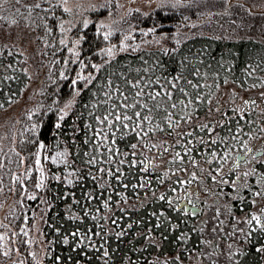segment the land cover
Wrapping results in <instances>:
<instances>
[{
  "label": "trees",
  "instance_id": "obj_1",
  "mask_svg": "<svg viewBox=\"0 0 264 264\" xmlns=\"http://www.w3.org/2000/svg\"><path fill=\"white\" fill-rule=\"evenodd\" d=\"M68 1L51 0L49 4L47 0H0V65L4 66L0 68V113L25 95L30 82V65L41 74V91L34 104L27 106L15 121L4 122L0 126V213L5 207L7 209L0 219V234L6 233L12 243L9 250L0 240V264H56L57 256L61 258V264H195L193 261L200 259H205L206 264H264V255L255 250L264 245V236L258 231L260 227L255 220L248 223L253 211L250 189L238 196L235 190L224 185L221 193V187L209 177L210 171L216 175L219 161L207 163L211 157L205 146L198 143L200 137L210 142L217 133L227 137L224 144L210 145L218 156L228 152L229 146L235 144L223 165L224 171L228 172L232 160L243 148L240 143L232 141L225 129L235 128V121L240 119L242 110L244 121H241V127L246 133L241 134L243 140L251 149H264V13L251 12L240 0H233L232 3L229 0H179V3L174 0L175 7L161 8L148 15L132 14L142 27L156 28L161 45L121 53L103 64L95 73L96 79L80 96L75 97L69 110L65 105L75 95L70 88L71 81L75 79L73 70H80L81 60L89 63L88 58L100 59V49L105 40L95 13L87 27L81 25L76 32L87 39L80 44L78 61H73L69 51L72 40L67 46L60 44L63 34L59 23L65 19L64 9ZM34 2H40L43 8L49 9L47 16L32 8ZM53 5H58L54 13L51 10ZM38 14L44 17L43 23L37 19ZM44 24L52 28L51 33L47 32ZM179 29L191 35L182 37ZM7 36L29 39L28 43L33 44L29 56L20 53L18 46L9 44ZM9 64L10 68L7 67ZM61 73L67 79H62ZM176 77L180 79L176 80ZM184 77L198 83L200 88L192 89L186 85ZM157 79L173 92V99L176 90L167 85V81L175 82L177 87L184 86L189 96L199 90L204 100H211V103L205 105L194 101L195 112L191 122L181 121L175 131L168 129L165 122L159 119L162 110L159 115H154V123H159L163 131L150 132L144 141L163 147L151 150L139 142L135 133H131V126L122 129L114 122L116 135L114 137L109 133V145L112 146L111 140L116 139L114 147L128 155H114L112 164L86 165L84 161L88 157L85 152H92L93 155L105 152L104 148L95 147L94 141L99 137L92 134L107 127L106 124L100 125L96 117L103 119L110 105L123 103L121 93L115 91L116 86L129 97L130 102L136 91L131 88L132 83L143 86L151 80L153 83L145 91H159L160 85L155 83ZM109 80L112 81L111 99L105 95L109 92ZM125 80L130 83L126 85ZM82 84L78 82L76 88H81ZM227 87L246 95L249 103L244 102L239 110L233 111L235 101L231 96L224 95ZM180 98L185 99L183 95ZM148 103L151 105L152 102ZM85 104L88 107H84ZM60 109L68 111L63 121L58 120ZM127 111L131 115L135 109ZM171 111L174 119H179L175 115L178 109ZM54 122L61 123L59 130L52 127ZM220 122H223V127ZM201 123L215 126V131H200ZM88 124L92 125L90 131L84 127ZM33 125L38 126L39 135L32 131ZM77 127L80 131L73 135V129ZM86 131L92 137L87 144L82 139ZM122 132L130 134L121 137ZM188 132L193 135H184ZM37 139L46 144L49 156L57 151L67 150L70 153L68 160L71 167H56L50 162L45 164L48 179L44 190L35 187L39 174L32 158L37 145L31 141ZM178 140L180 143H177ZM189 141L192 158L185 157L183 163H172L176 152L185 156L181 144H188ZM133 143L137 144L134 157L130 148ZM164 148L168 151L165 152ZM76 153H79V158ZM21 158L23 165L17 163ZM145 158L152 164L147 173L141 171L143 165L140 162H147ZM99 159L104 161L103 156ZM121 159L125 160L122 165L118 163ZM129 161H133L134 166H130ZM156 161L160 164H155ZM41 162L45 163L43 155ZM116 167L122 170L120 180L97 172L98 168ZM77 169L76 175L70 177L73 184L69 185L64 177ZM28 171H31L30 178L25 176ZM89 171L99 178L93 180ZM53 173L60 175L61 180L51 179ZM193 174L195 179H192ZM17 176L23 180L27 192L22 191L19 182H14ZM141 177L151 181L150 185L132 188L131 185L141 183ZM226 178L231 179V175ZM178 180L192 182L181 185ZM240 183L237 182V185ZM101 184L105 186L101 188ZM124 184L130 186L125 188ZM172 187L175 192L169 191ZM192 187L202 202V212L197 216L174 210L175 201L170 208L166 201L158 200L161 194L180 197L186 188L192 192ZM89 192L92 193L91 199L87 197ZM33 193L36 200L27 199ZM108 196L111 199L107 201L109 208L106 209L103 205ZM211 210H214L212 215ZM37 220L41 221L40 234L45 244L42 262L39 261L36 245H32V236L28 233L24 235ZM129 224L131 227H128ZM158 224L160 227H157ZM176 224L179 228L172 227ZM77 231L82 235L87 233L90 241H81L71 235ZM121 232L124 235L119 236ZM181 235L187 239L181 240ZM65 238L68 244L63 243ZM77 244L86 247L77 248ZM5 252L8 255H4ZM17 253L18 258L14 260ZM67 257L71 259H65Z\"/></svg>",
  "mask_w": 264,
  "mask_h": 264
},
{
  "label": "snow or ice",
  "instance_id": "obj_2",
  "mask_svg": "<svg viewBox=\"0 0 264 264\" xmlns=\"http://www.w3.org/2000/svg\"><path fill=\"white\" fill-rule=\"evenodd\" d=\"M17 2H19V0H17ZM47 2L50 4L51 0H47ZM177 2L179 3V0H177ZM55 7H58V5H53L52 6V11L54 13ZM32 8L36 9V10H40L42 12L45 13V16H47V13L49 11V9L43 8L42 4L40 2H34L32 4ZM31 11V9H30ZM65 12L70 11L69 9L65 8L64 9ZM37 19L41 20V22L43 23L44 17H40L39 14L37 16ZM14 23V21H13ZM44 27L47 28V32L51 33L52 32V28L48 27L46 24L43 25ZM83 27H87V21L84 22ZM101 28L106 27L104 24L100 25ZM59 29L61 33L66 32L67 30L64 28L63 23H59ZM154 31V29L152 30ZM100 33H98L99 35ZM147 34V33H145ZM111 36L110 32L107 33H103V38L104 40H108L109 37ZM129 37H125V39H128ZM87 38L85 36L79 35L78 34V38H76L74 40V43L76 45H80L84 40H86ZM60 44L61 45H65L67 46V42L65 39H61L60 40ZM126 47V46H125ZM124 49L122 48L121 51H123ZM70 52H72V54L74 56H76L77 58L80 56V53L78 51H75V49H69ZM105 54L109 57H114L115 53L113 51V48H107L104 50ZM89 59V64L91 66V68L95 69L97 72L100 71V68L102 67V65H97V64H91L90 63V58ZM89 64H85L82 60L80 61V71L76 74V78L73 79L71 81L70 84V88L74 91V96L73 99L70 100L66 105L65 108L66 109H71L74 102H75V97H78L81 95L82 91L84 89L88 88V85H90L92 83L93 80L96 79L95 76L92 75V73H89L88 75H84V69L89 67ZM3 65H0V68H3ZM7 67H11V64H9ZM197 75H200V73H197ZM61 78L62 79H67V77L64 76L63 73H61ZM176 80H179L180 77H176ZM185 79V83L186 85L191 86L192 89H199L200 85L198 83H193L192 80H188L186 77H184ZM78 82H83L82 87L81 88H76V85ZM128 83H130L129 81L125 80V84L127 85ZM153 82L151 80L146 81L143 86L140 83H132L131 84V88L136 89L135 93L132 94V98L131 101L129 102V97L127 95H124L122 90L120 89L119 86H116L115 91L120 92L121 93V97L123 100L122 104H112L109 106V109L107 111V114L104 115L103 119H101L99 116L96 117V120L98 121V123L100 125H107L106 128H101L99 129L97 132H95L94 134H92L95 137H99V139L95 140V147L97 149L99 148H104L105 152L104 153H99L97 152L96 155H93L92 152H85L84 155L86 157H88V159L85 162L86 165H96L98 163L101 162H105L108 164H112L113 163V156L116 154H120L122 156H127L128 153L127 152H121L119 149L115 148L114 146L116 145V139L111 140V145H109L108 142V135L109 133H111L114 137L116 135V133L113 131V127H114V122H116V127L118 128H122V129H129V127L131 126V133H135V136L137 138H139V142L141 144H143L144 147L148 148L149 150H151L152 148H156V147H163V145H154V144H149V143H145L144 138L148 137L150 132H155L157 130L159 131H163V129L160 127L159 123H154V115H159L161 110L163 112L162 115H159V119L163 122H165L166 127L172 131H175V129L180 127V123L181 121H184L185 123H190L192 120V116L195 112V107H194V101H201L203 102L205 105L210 104L211 100H204V97L201 96L200 91L197 90L194 95L189 96V93L185 91L184 86H180L177 87V84L173 81H167V85H170V87L172 89L176 90V97L175 99H173V92L168 90L166 88L165 85H161L160 84V80L157 79L155 81V83L157 85H160V89L159 91H145L146 88H149V86L152 84ZM107 86L109 87V92H106L105 95L109 97V99H111V96L109 95V93L112 91V81L109 80L107 81ZM218 87V86H217ZM2 90V89H0ZM183 95L185 97V99H181L180 96ZM146 97L147 99L144 100L143 98ZM148 101H151V105L148 103ZM245 103H249L248 101H245ZM0 107H2V105H0ZM84 107H88L87 104L84 105ZM93 107H95V105H93ZM135 109V111H132V114L129 115L127 110H132ZM178 109V111L175 113L176 116L179 117V119H174V114L171 110H176ZM60 115L58 117L59 121H63L65 119V117L68 115V111L64 110V109H60ZM217 111H219V109H217ZM233 111H237L236 109H233ZM241 111V115H240V119L235 121V128L232 130L229 129H225V131L228 133L229 136H231L232 141H235L237 143H240L243 151L240 152V154L236 157V164L234 165V168L239 167V165L241 163L248 165V164H252L253 167L250 168L249 171H246L243 173V177L245 180H247V178L249 176H253L256 177L255 179V183L256 184H262L264 185V171H261V169H264V149H261L260 151H258L257 153H255L254 155H251L250 158V154L252 153V149L248 146L247 141H244L242 138V135H246V133H243V128L241 127V121H244V116L242 114V110ZM245 123H247V121H245ZM221 127H223V122H220ZM54 129L59 130L61 128V123L59 122H54L53 126ZM85 129L87 130H91L92 129V125L88 124L84 126ZM199 129L200 131H204L205 129H208L209 132L215 131V126L209 127L208 124H203L201 123L199 125ZM32 131L37 133V135L40 134L39 132V128L37 125H33ZM80 131V129L74 128L73 129V135H75V133H78ZM89 131H86L84 136L82 137L83 142L85 144L89 143L92 141V137L89 135ZM130 133L127 132H122L121 133V137L125 136V135H129ZM184 135L187 136H192L193 133L192 132H188L185 133ZM254 137H250V139H253ZM227 137L225 136H220L219 133H217L216 138L211 139V141H206L204 140L202 137H200L198 139V143L201 145L205 146V151L207 152V154L211 157V159L207 160V163L211 164L213 162V160H218V166L215 169L216 175H212L211 171L209 172V177L210 179L215 182L217 185H219L221 187V193H223V186L224 185H228L230 188L236 189L237 191H239V189L237 188V182H239L241 180V176L240 175H235L234 174V168H230L228 170V172L224 171V167L223 165L227 162L228 158H229V154L231 151V148L235 147V144L230 145L229 146V151L228 152H223L220 153L218 156V153L216 151H212L210 148V145H216L218 142L220 144H224L226 142ZM32 143H35L37 145V151L34 153L33 158H32V162L35 165V170L38 172L39 174V178L38 180L35 182V187L37 189L40 190H44L45 188V181L48 179L46 172H45V164L46 163H51L52 165L59 167L61 165H63L65 168L71 167V162L68 160V156L70 155V153L65 150V151H57L55 153V155L49 156L47 154V146L46 144L42 141V140H34L31 141ZM177 143H180V141L178 140ZM191 142L189 141L188 144H181V147L184 149L185 152V156H181L180 152H176L173 156V160L172 163H175L177 161H180L181 163L184 162L185 157L191 159L192 158V147L190 146ZM130 148L133 150L132 155L133 157L135 156V150L137 148V144L133 143L130 145ZM165 152L168 151L167 148L163 149ZM19 155V154H17ZM43 155V160L45 163L41 162V156ZM77 158H79V153L75 154ZM100 156L104 157V161H101L99 159ZM147 160V162H145V160H142L140 163L143 165L141 171L147 173L149 171V168L152 167L151 164V160L145 158ZM19 165H23L24 164V160L21 158L20 160H18L17 162ZM119 164H124L125 160L121 159L119 162ZM130 166H134V162L133 161H129ZM79 169H77L76 171H72V172H68L67 176L64 177V179L67 181V183L69 185L73 184V180L70 179V177L75 176L76 172H78ZM201 171H204L203 169H201ZM98 173H105V175H107L108 177L111 178H115L116 180H120L122 178V170L119 167H116L115 169L112 168H98L97 169ZM93 180H97L99 177L96 175H93L91 173V171H89L88 173ZM231 175V179L226 178L229 177ZM25 176L30 178L31 177V171H28L25 173ZM164 176L167 177L168 173L165 172ZM51 179L56 180V181H60L61 180V176L60 175H56L55 173H53ZM141 179V183L139 185H131L132 188H136L137 186L143 188L147 185H150L151 181L149 180H144L143 177L140 178ZM192 179H195V174H193ZM14 182H19L22 185V191L27 192V189L23 187V180L21 179V177L17 176L14 178ZM162 182V181H161ZM192 182V180H188V181H183V180H178L177 183L181 184V185H185V184H190ZM105 185L101 184L100 187L103 188ZM130 185L128 184H124L123 187L128 188ZM243 187H248L247 184L242 185ZM169 191L171 192H175L176 189L174 187L170 188ZM155 194V193H153ZM261 192H256L255 195L259 196L261 195ZM228 195H231V193H228ZM87 197L88 199L92 198V193H87ZM36 195L33 194H29L27 196V199L29 200H36ZM122 199H126V197H121ZM241 200H243V197H239ZM111 199V196L107 197V200L104 203V208L108 209L109 208V204H108V200ZM180 199V197H168L166 194H161L158 197L159 201H166V203L168 204V206L171 208L174 204L175 200ZM184 199L188 200V203L191 204V199L190 197H184ZM44 201H42L43 203ZM187 207V205L185 206ZM174 210L177 211H184V209H180V208H176ZM200 210L198 208H196L195 205H192V214L196 215ZM153 215H156V213H153ZM160 215H163L162 213ZM93 219H97V217H93ZM167 219V218H165ZM255 220L256 224L260 225V228L258 229V231L260 232V234L262 236H264V223H261V219L259 216H253L251 220L248 221L249 224L252 223V221ZM115 222V221H114ZM128 227H131V224L128 225ZM157 227H160V225L158 224ZM173 228H179V225H172ZM23 231V230H22ZM24 235H27V232H24ZM71 235L73 237H79L81 241L88 239L90 241V236L85 233V234H81L80 232H73L71 233ZM119 236L124 235L123 232L118 233ZM4 237L0 236V240H3ZM181 240H186L187 237L184 235L180 236ZM64 244H68L69 241L67 238H65V240L63 241ZM75 247L80 248V247H86V245L83 244H77ZM258 253L264 255V245H261L259 247H257L255 249ZM4 255H8L7 252L4 253ZM33 257L35 256V254H32ZM105 256L108 255V253L105 251L104 253ZM65 259L70 260L71 257H67ZM178 259V258H177ZM56 264H61V258L59 256L56 257Z\"/></svg>",
  "mask_w": 264,
  "mask_h": 264
},
{
  "label": "rangeland",
  "instance_id": "obj_3",
  "mask_svg": "<svg viewBox=\"0 0 264 264\" xmlns=\"http://www.w3.org/2000/svg\"><path fill=\"white\" fill-rule=\"evenodd\" d=\"M236 1V0H235ZM239 1V0H238ZM243 5L246 6L253 13H264V0H240ZM228 3V1H226ZM176 3L174 0H69L65 8L69 9L70 11L65 12V19L63 21L64 28L67 30L63 34V38L66 42L71 43V49H75L80 53V45H76L74 40L78 38V36L73 38L76 32H79V27L84 25V22L87 21L89 24L93 19V14L97 13V25L100 27L101 24H104L106 27L101 28L100 31L103 33L110 32L111 36L108 40H105L104 45L100 49V59L91 60V64L103 65L108 61L112 60L116 56L121 53L125 52H132L138 51L141 49H149L152 47H156L161 45V39H158L156 32V28L150 27H142L135 17L132 18V14L140 13L143 15H148L151 12L161 9V8H171L175 7ZM99 14V15H98ZM140 25V26H139ZM154 29V31H152ZM180 35L185 37L189 34L186 33V30L179 29ZM177 31V32H178ZM147 33V34H145ZM78 35V34H77ZM191 35V34H189ZM165 38V35H161ZM125 37H129L125 39ZM9 38V36L5 37ZM29 39L23 40L22 36L18 37H10L9 44H13L19 47V52L29 56L30 49L32 48V43ZM126 46V47H125ZM24 47V48H23ZM107 48H113L115 53L114 57H109L105 54L104 50ZM124 49L121 51V49ZM72 53V52H71ZM72 58L74 62H77L79 57L77 58L73 54ZM89 64V63H85ZM80 70H73L74 78H76V74ZM97 71L91 68L90 64L89 67L84 69V75H88L92 73L95 76ZM28 74L30 77V82L27 86V90L25 95L21 100H19L16 104L11 106L6 111L0 113V126L4 125V122H13L17 119V117L21 114V112L28 107H31L34 102L37 100V97L41 91V74L38 70H36L33 66L28 67ZM239 94V95H238ZM224 95L231 96L232 101H235L234 107L236 110H239L240 106L246 101V95H240L237 89L233 87H227L224 89ZM28 106V107H27ZM5 120V121H4ZM262 148L258 147L253 149L255 152L260 151ZM251 158V156H250ZM236 160V156L232 160L231 164L234 163ZM155 164H160V162L156 161ZM251 164L245 165L241 164L240 168L237 170L236 175L241 176V183L237 185L239 191L233 188H229L235 190L239 196L242 194L244 190L247 188L250 189L249 191L252 193L250 202L251 205L255 200L256 203L253 208V215L252 217L259 216L260 219H264V185L256 184L255 181L252 179H256V177L249 176L247 180L244 179L243 173L249 171ZM196 176V175H195ZM247 184L248 187H243L242 185ZM254 186V188L252 187ZM189 189L186 188L183 192L188 191ZM256 192H261L262 194L257 196L255 195ZM193 196L195 195V189L192 187ZM204 197V196H202ZM224 210V206L221 207V211ZM7 211L6 207L0 213V219L3 218L4 213ZM214 210H211L210 214L212 215ZM41 228V221L37 220L35 226L31 229L27 230V233L32 236V245H36L37 254L39 255V261L42 262L43 260V253L45 244L43 242L42 236L40 234ZM31 233V234H30ZM3 236L4 239L3 244L7 246L10 250L12 243H10V238L7 237L6 233L0 234ZM18 254L14 255L13 259L16 260L18 258ZM41 254V255H40ZM193 263L195 264H206L205 259L194 260Z\"/></svg>",
  "mask_w": 264,
  "mask_h": 264
},
{
  "label": "flooded vegetation",
  "instance_id": "obj_4",
  "mask_svg": "<svg viewBox=\"0 0 264 264\" xmlns=\"http://www.w3.org/2000/svg\"><path fill=\"white\" fill-rule=\"evenodd\" d=\"M255 153H257V152H255V151L252 149V153L250 154V156H251V155H254ZM236 156H237V155H236ZM235 164H236V160H235L234 163H232L231 165H229V169H230V168H234V165H235ZM241 164H242V163H241ZM241 164H240V165H241ZM240 165H239V167L234 168V174H235V175H236L237 170L240 168ZM250 166L253 167L252 164H251ZM261 170H262V169H261ZM252 179L255 181L254 178H252ZM240 182H241V180H240L238 183H240ZM252 187L254 188V186H252ZM184 197H190L192 203L189 204V203H188V200L184 199ZM183 201H186V204L189 205V206L195 205V206H199V207L202 209V204H201L202 202H201V199H200V195H199L198 193L195 194L194 196H193V194L191 193V191H186L185 193H183V195L180 196V199L175 200V206H176V208H179L180 203L183 202ZM255 203H256V201L254 200L253 203H252V207H254ZM181 209H184L183 212H184L186 215H193L191 211L186 212L185 207H183V208H181ZM252 210H253V208H252ZM200 213H201V212H200ZM200 213H198V214H196V215H194V216H197V215H199ZM252 215H253V211H252ZM261 223H264V220H261ZM257 227H260V225H257Z\"/></svg>",
  "mask_w": 264,
  "mask_h": 264
},
{
  "label": "water",
  "instance_id": "obj_5",
  "mask_svg": "<svg viewBox=\"0 0 264 264\" xmlns=\"http://www.w3.org/2000/svg\"><path fill=\"white\" fill-rule=\"evenodd\" d=\"M229 1H230V3L233 2V0H229ZM239 154H240V153H239ZM239 154H237V156H238ZM237 156H236V157H237ZM186 205H187V204H186V201H183V202L180 203L179 208L181 209V208L185 207ZM196 208H198V209L200 210L198 213L202 212V209H201L199 206H196ZM185 209H186V212H188V211H191V212H192V206L187 205V207H185ZM198 213H197V214H198Z\"/></svg>",
  "mask_w": 264,
  "mask_h": 264
}]
</instances>
